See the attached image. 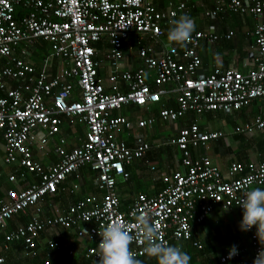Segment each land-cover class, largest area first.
Wrapping results in <instances>:
<instances>
[{
    "label": "built area",
    "instance_id": "obj_1",
    "mask_svg": "<svg viewBox=\"0 0 264 264\" xmlns=\"http://www.w3.org/2000/svg\"><path fill=\"white\" fill-rule=\"evenodd\" d=\"M220 7L256 21L250 45L253 68L246 73L213 68L207 76L196 75L199 44L228 40L231 32L218 36L212 30L196 31L183 45L160 43L163 29L178 13L186 12L180 1L157 9L152 0H0L1 161L13 168L6 177L11 186L0 194V264H6L5 253L11 245H19L24 257L35 256L36 238L47 229L72 232L77 240L85 241L82 256L86 262L73 264H96L102 226L119 220L135 236L136 216L141 212L149 214L168 244L187 242L191 227L213 209L243 211L239 201L245 192L252 187L264 189V160L232 161L221 172L197 150L207 149L222 133L200 132L190 124L156 144L174 148L179 159L176 169L158 176L162 187L155 195L136 193L122 204L117 191L118 183L129 179L126 167L143 159L151 148L140 137L127 146L116 138L118 132L133 126L147 130L156 120L171 123L185 113L237 111L252 101H258L264 110V25L260 22L264 1H219L203 17L214 19ZM37 40L48 48L39 68L28 60ZM134 46L138 66L125 69L121 66L123 53H132ZM101 50L104 54L99 57ZM50 60L59 63L53 75L49 74ZM104 63L106 75L102 77L97 71ZM167 95H174L175 107L161 104L156 116L132 123L112 114L124 106L148 109ZM65 119L84 128L83 139L70 149H65V139L59 136ZM233 131H264V113ZM54 136L57 140L51 152L55 161L43 166L32 152L47 155V143ZM86 167L95 193L44 217L42 202L78 192L80 171ZM149 170L153 173L154 167ZM28 176L33 177L31 182ZM66 181L70 182L66 185ZM14 216L23 217L24 222L8 229ZM246 233L255 259L261 246L252 229ZM191 245L200 248L196 242ZM46 246L40 264H50L55 250L51 241ZM130 247L137 258L146 255L138 239ZM237 253L228 259L227 251L217 261H233L241 251L237 249Z\"/></svg>",
    "mask_w": 264,
    "mask_h": 264
},
{
    "label": "crops",
    "instance_id": "obj_2",
    "mask_svg": "<svg viewBox=\"0 0 264 264\" xmlns=\"http://www.w3.org/2000/svg\"><path fill=\"white\" fill-rule=\"evenodd\" d=\"M179 1L184 4L186 12L178 13L175 19H178L179 16L184 14L189 15L195 21L194 32L212 30V32L218 36H223L226 33L231 32V37L228 40L221 38L210 45H206L205 43L199 44L196 49L199 59V65L196 69L197 76H207L213 68H219L220 70L230 69L241 73H246L248 70L253 68V51L251 50L250 45L252 43L251 31L256 22L254 19L247 16L231 14L223 7H220L219 12L214 19H206L203 17L202 14L204 11L211 10L219 1L226 0H162L158 5L153 4L157 9H161L167 2L175 5ZM260 22L264 25V15L261 17ZM168 27L170 28L171 25ZM168 31L169 29L166 31L165 28L163 29L160 43L164 46L178 45L167 40ZM144 43L147 44V42ZM155 49L157 50L158 46H156ZM134 50L135 46L133 47L132 53H129L126 50L123 53L121 66L125 69H134L138 66ZM103 54L104 50H101V53L97 56L101 57ZM30 56L28 57V60L34 64L32 61V51ZM46 58L47 55L42 56L39 58V62ZM48 63L49 74L53 75L59 63L56 60H50ZM35 67L39 68L40 64ZM97 73L102 77L106 75L105 63L97 71ZM119 87L120 90H124L121 84H119ZM173 99L174 95H167L160 99L159 104L151 105L148 109L134 106H124L113 113H115V115L123 116L132 123H135L138 119L148 116H156V114L154 115L152 111L155 110L157 112L161 104L169 108H174L175 103ZM171 102L174 106H172ZM258 113L263 114L264 110L261 108L258 101H252L248 106L237 111H206L198 115L185 113L183 117L171 123H164L160 120H156L154 125L147 130L138 129L133 126V129L130 131L118 132L116 134V138L123 140L127 146H133L136 137H140L142 140L151 145V148L148 151L149 153L145 156V158L134 160L126 167V170L132 175V178L129 182L126 181L125 183H118L117 191L120 201L122 204H126L136 193L153 196L161 189L162 185L158 180V176L160 174H168L170 171L176 169L178 165L179 153L172 147L157 146L156 144L163 142L169 136L175 134L177 130L186 128L190 124H195L200 132L216 131L222 133V137L215 141H211L208 144L207 149L197 150L199 155L206 156L221 172H223L228 163L232 161L246 164L249 162L264 160V131H256L252 134L235 133L233 131L236 127H241L243 124L250 123L253 117ZM220 115H223V117L229 116L230 121L233 123L232 129L223 130L221 128ZM77 126L80 125L73 120H63L59 136L65 139V149L77 146L79 141L83 139L84 128L82 126L79 127V133H81L79 135V133L77 134V131L79 130L77 129ZM163 130H167V132L164 133ZM56 140L57 137L54 136L50 141H48L47 155L44 156L37 151H33V158L39 161L43 166H48L54 162L55 156L52 154L51 150ZM209 149L218 153V161H214L208 155L207 151H209ZM2 155L3 146L0 139V194L3 193L4 189L11 186L6 182V177L13 171V168L2 164ZM150 166L154 167L153 173L149 170ZM137 177L147 179V185L144 187V190L134 191L132 189V180L134 181ZM153 177L154 180H152ZM32 180L33 177H27L28 182H31ZM66 182L67 185L70 181ZM77 183L79 184V190L74 195L62 194L46 198L41 204L43 211L42 215L44 217L51 215L52 210L55 208H63L68 203H73L85 194L95 193L91 184V171H89L87 167L80 171ZM20 186H23V184ZM253 188L260 187H252L251 189ZM47 199L50 201H46ZM242 215L243 211L216 207L199 225H193L191 227V240L189 242H179L176 244L172 243L171 245L180 246L183 251L190 256V264H219L217 261L218 257L229 251L232 246L235 245L236 248L241 251L239 257L224 264H253L254 259L252 258V250L248 246V233L240 231L239 228ZM220 226H222V229ZM252 230L256 234V228L253 227ZM47 241H51L55 247V250L51 253L50 264H64L66 262L73 263L79 260L85 245V241L77 240L72 232L61 229L52 231L47 229L41 232L36 238L35 256L24 257L22 256L20 246L15 247L13 245L10 250L5 253V263L35 264L33 261L37 260V263L40 264L45 257V253L48 251L46 246ZM216 241L218 243H216ZM191 242H196L200 248H193ZM67 251H72L71 255H68ZM67 256H70L69 260L66 259ZM138 259L141 261V264H157L154 258H149L147 255Z\"/></svg>",
    "mask_w": 264,
    "mask_h": 264
},
{
    "label": "clouds",
    "instance_id": "obj_3",
    "mask_svg": "<svg viewBox=\"0 0 264 264\" xmlns=\"http://www.w3.org/2000/svg\"><path fill=\"white\" fill-rule=\"evenodd\" d=\"M195 31V21L184 14L174 19L167 33V40L183 45L190 41ZM243 209L239 228L242 232L256 228V238L261 245L253 264H264V189L253 188L245 192L239 201ZM136 235L130 234L129 228L119 220H113L98 232L100 242L95 249L96 264H141L137 254L131 250L134 240L144 245L143 253L154 258L157 264H190V256L180 246L170 245L164 239L157 224L151 222L147 212L136 216ZM236 246L229 250L228 259L237 255Z\"/></svg>",
    "mask_w": 264,
    "mask_h": 264
},
{
    "label": "trees",
    "instance_id": "obj_4",
    "mask_svg": "<svg viewBox=\"0 0 264 264\" xmlns=\"http://www.w3.org/2000/svg\"><path fill=\"white\" fill-rule=\"evenodd\" d=\"M161 1L162 0H152V3H154L155 5L157 4H160L161 3ZM167 29H169V27L168 28H165V31L167 30ZM32 52H33V56H32V61L34 62V65L35 66H37V65H39L38 63H39V58H41L42 56H44V55H47L48 54V48H47V44L46 43H44V42H42L41 40H37L36 41V43L34 44V46H33V50H32ZM39 52V53H38ZM40 53H41V55H40ZM39 57V58H38ZM151 88H152V86H150ZM171 104H172V102H171ZM172 106H174V104H172ZM152 113L155 115V114H157V112L155 111V110H153L152 111ZM113 115H115V113H113ZM80 126H77V129H79L78 131H77V134L79 133V131H80V128H79ZM81 133H79V135H80ZM149 152H147L145 155H144V158H145V156L148 154ZM127 169V168H126ZM92 176V175H91ZM132 175L130 174V176H129V179L127 180V182H129L130 180H131V177ZM73 179V178H72ZM53 199H55V198H53ZM52 200V199H51ZM24 222V218L23 217H20V216H14V217H12L9 221H8V225L10 226H8V229H11L13 226H14V224L15 223H23ZM191 240V239H190ZM187 242H189V241H187ZM13 245H11V247H12ZM15 247H18L19 245H14ZM194 248V247H193ZM43 254H44V252H43ZM69 257L70 256H67L66 257V259H68L69 260ZM80 259L79 260H77V261H79V262H81V263H85L86 261L83 259V256L81 255L80 257H79ZM140 258V257H139ZM138 259V258H137ZM35 264H38L37 262V260H34L33 261ZM64 264H73V263H71V262H66V263H64Z\"/></svg>",
    "mask_w": 264,
    "mask_h": 264
},
{
    "label": "rangeland",
    "instance_id": "obj_5",
    "mask_svg": "<svg viewBox=\"0 0 264 264\" xmlns=\"http://www.w3.org/2000/svg\"><path fill=\"white\" fill-rule=\"evenodd\" d=\"M221 117V128L223 130H230L233 128V123L230 121L229 116H224L220 115ZM164 133L167 132V130H163ZM208 155L214 160V161H218V153L216 151H213L212 149H209ZM143 173V172H142ZM147 185V179H144L142 177H137L134 179V181L132 180V189L134 191L137 190H144V187ZM209 225V224H208ZM220 228L222 229V226H220ZM218 241V240H217ZM216 241V243H218ZM216 247V246H215Z\"/></svg>",
    "mask_w": 264,
    "mask_h": 264
}]
</instances>
